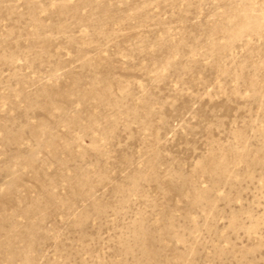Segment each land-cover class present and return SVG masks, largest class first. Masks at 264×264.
I'll return each mask as SVG.
<instances>
[{
    "label": "rangeland",
    "instance_id": "obj_1",
    "mask_svg": "<svg viewBox=\"0 0 264 264\" xmlns=\"http://www.w3.org/2000/svg\"><path fill=\"white\" fill-rule=\"evenodd\" d=\"M0 264H264V0H0Z\"/></svg>",
    "mask_w": 264,
    "mask_h": 264
}]
</instances>
